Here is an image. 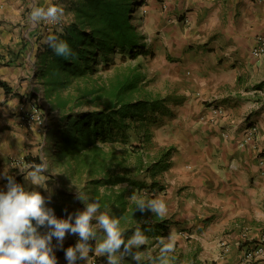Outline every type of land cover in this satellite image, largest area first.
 I'll return each mask as SVG.
<instances>
[{
	"label": "crops",
	"instance_id": "crops-1",
	"mask_svg": "<svg viewBox=\"0 0 264 264\" xmlns=\"http://www.w3.org/2000/svg\"><path fill=\"white\" fill-rule=\"evenodd\" d=\"M73 1L0 0V191L3 171L13 169L10 157L26 153L36 138L17 115L20 100L42 90L36 70L48 33L44 22L31 25V7L58 4L66 23L74 20L67 12ZM152 6L156 53L171 80L182 82L168 137L177 151L164 174L168 192L157 198L178 222L171 236L186 228L205 245L204 263L239 264L244 235L264 237V219H256L264 214V56L253 54L264 34V0H152ZM250 122L259 137L242 147Z\"/></svg>",
	"mask_w": 264,
	"mask_h": 264
},
{
	"label": "trees",
	"instance_id": "trees-1",
	"mask_svg": "<svg viewBox=\"0 0 264 264\" xmlns=\"http://www.w3.org/2000/svg\"><path fill=\"white\" fill-rule=\"evenodd\" d=\"M143 2H71L69 8L75 11V18L65 23L59 39L68 43L73 55L58 56L46 45L38 53L36 74L44 85V98L52 101L50 112L59 111L56 126L51 130L48 122L44 130L47 150L68 165L70 171L80 176L86 174L89 186L85 194L91 197L90 201H98L102 211L118 218L124 233L139 228L147 236L157 238L167 235L178 222L157 217L150 210L141 212L132 196L147 200L167 191L164 174L172 166L177 148L165 147L148 162L144 153L146 147L153 145L156 127L166 117L175 115L170 107L173 99L145 91L142 85L146 76L139 68L110 79L97 76L99 66L108 70L117 64V58L126 61L155 55L136 22L139 12L133 15ZM71 88L77 90L76 95H62ZM30 97L39 101L37 92ZM85 103L96 106L76 110ZM38 105L43 110V104ZM119 145L124 146L126 156L116 162ZM132 158L137 160L135 166L127 164ZM27 159L41 162L37 157Z\"/></svg>",
	"mask_w": 264,
	"mask_h": 264
},
{
	"label": "clouds",
	"instance_id": "clouds-1",
	"mask_svg": "<svg viewBox=\"0 0 264 264\" xmlns=\"http://www.w3.org/2000/svg\"><path fill=\"white\" fill-rule=\"evenodd\" d=\"M64 18V8L51 2L46 6L33 4L29 13V21L33 27L45 22L56 25L57 32H62ZM45 43L58 56L73 55L68 43L55 34H49ZM40 159L41 162L37 164L26 166L23 160H19L13 165L23 174L24 180L34 186L33 190H27L25 185L17 183L7 171L2 173V177L7 180V190L0 191V264H56L51 241L55 237L62 245L69 232L78 235L79 239L74 246L65 250L68 264H76L78 259L87 264L90 253L97 257L106 256L107 264H121L125 257H130L136 264H171L170 254L174 252L176 245L173 236L157 238L156 256L151 251H140L149 242L145 231L137 228L125 237L120 220L107 211H102L98 201L88 202L73 184L77 199L85 207L76 212L74 222L71 215L57 218L53 209L46 207L44 195L35 190L36 187H48L46 173L49 174V165L43 156ZM132 202L141 212L150 210L160 218L167 215V205L162 199L146 200L133 195ZM256 219H264V214L257 213ZM44 226L50 230L41 235L38 228ZM90 241L95 242L94 246Z\"/></svg>",
	"mask_w": 264,
	"mask_h": 264
},
{
	"label": "rangeland",
	"instance_id": "rangeland-1",
	"mask_svg": "<svg viewBox=\"0 0 264 264\" xmlns=\"http://www.w3.org/2000/svg\"><path fill=\"white\" fill-rule=\"evenodd\" d=\"M165 5L167 6L168 4ZM152 8V0H144L141 5L137 6V9L133 12V15H135L136 12H139L136 22L140 24V28L144 31L147 36L149 50L153 51L155 55H142L137 59H128L126 61L117 58V64H115L108 70H103L99 66L100 70L97 73V76H100L105 79H110L114 78L117 75L128 73L130 69L139 68L146 76V80L142 85L145 91L149 92L152 96L171 97L173 99V102L170 104V107L173 110V108L182 101V99L179 98L177 94L178 90L182 88V82H174L173 80H171L166 63H163V58H160L156 53L155 48L158 43L156 40L157 33L155 31V23L152 21V17L150 15ZM67 12L68 15L70 14L69 16H72L73 19L75 18V11L73 9H70L68 7ZM47 33L48 35L51 33L58 35V32L56 33V29H51ZM159 43V47H161L163 45L161 40H159ZM42 45L45 46L44 44ZM39 84H41V94L43 95V97H41L42 95L38 93L40 99H42V104L44 106V125L41 131L33 130L36 133V138L31 141L29 145L30 149L28 151L26 150V153L24 154L15 155L13 157H24L26 162L24 165L26 166L29 164H37L36 162L28 161L27 158L29 156L37 158H41V156H43L47 160L49 165V174L46 173V175H48V187L47 189L36 187L35 190L40 191L41 194L44 195L46 199V207L53 209L54 215L57 218H67L69 215H71L74 222L76 212L83 210L85 207L83 202L77 199L75 186L83 193V195L87 198L88 202H92L90 201L91 197L85 194V192H87L86 186H89V179L86 174L80 176V174H75L73 171H70L68 165H66L62 161H58L56 155L53 154L51 150H47L44 130H46L48 122H51V125L49 126L51 127V130L54 126H56V124L59 122V120L57 119L59 117V111L55 109L52 113L50 112L52 101L47 98H44V85L41 83V80ZM76 92L77 90L71 88L68 90H64L62 95L67 97L70 93L76 95ZM31 94L32 92L28 93V96L30 97ZM33 99L35 100L37 98ZM95 106L96 105L91 103H85L81 106L76 107V110H89L93 109ZM176 115L177 114L175 113V115L172 117H166L165 120L158 127H156L153 145L151 147H146L145 149V161L148 162V160L154 159L157 154L165 147L174 146L172 144H169L168 137L171 135L170 130H172V127H169L171 126L172 120L174 119V117H176ZM123 148L124 146L120 145L117 147L116 162L119 161L120 158L126 156ZM136 161L137 160H135V158H132L127 162V164L135 166ZM10 175L15 178L17 183L25 185L27 190H33L34 186L28 184L24 180L23 174H21L17 168L13 167V169L10 171ZM143 176L144 175H141L140 177L142 178ZM4 180L6 179L4 178ZM3 182L1 181V183ZM4 183L6 191L7 180ZM72 184L75 186H73ZM167 192L168 190L165 193L159 194L157 197H165ZM149 219L150 222H154L153 218ZM93 223H95V221H93ZM171 228L169 229L167 235L161 236L160 238L166 239L170 235ZM183 229L184 228L179 229V231H175L174 235H172L173 237L178 236V233L180 232L183 236L180 238L179 233V237H174L176 238V245L174 252L170 254L172 258L171 264H206L204 263V256L202 255V253L204 252L205 245L199 241H196L194 235L187 236L188 234L190 235L191 232L188 229ZM49 230L50 229L46 226L38 228V232L41 235L46 234ZM125 235L129 236L131 235V233H125ZM147 237L149 242L147 245L142 246L140 251H151L153 256L158 255V249L156 248L155 244L157 239L155 237ZM78 239V235L71 234L70 232L66 233L61 245L60 242H58L57 239L53 237L51 241V246L53 249V254L56 257V264H68V261L65 258V250L69 246H74ZM90 243H92L94 246L95 242L90 241ZM61 250H63L64 252H62ZM76 264H86V262L84 260L78 259L76 261ZM87 264H107V257H97L94 254L90 253ZM121 264H136V262L131 260L130 257H125L122 259Z\"/></svg>",
	"mask_w": 264,
	"mask_h": 264
},
{
	"label": "built area",
	"instance_id": "built-area-1",
	"mask_svg": "<svg viewBox=\"0 0 264 264\" xmlns=\"http://www.w3.org/2000/svg\"><path fill=\"white\" fill-rule=\"evenodd\" d=\"M56 2L58 3L60 2V0H56ZM44 26L46 32L50 31L51 29L54 30L57 28L56 25L47 24L45 22H44ZM64 26H65V21L63 22V30H64ZM60 33L61 32H58L57 34L60 35ZM253 54L258 58L264 56V34L258 35L257 44L253 49ZM41 97H43V95ZM38 103L42 104V99H40V96L38 101L36 99L34 100L28 95H25L24 98L20 100L17 106V112H18L17 115L18 118L20 119L21 124L35 131H41L44 125V112L39 107ZM213 112L215 115H217L220 118H223L225 115L224 110L221 107H217V106L213 107ZM223 135L228 138L230 137V133L228 131H224ZM258 137H259L258 125L255 122H250L239 144L243 147L249 143H255L257 142ZM261 152L262 155H264V148L261 150ZM19 160H23L24 164L26 163L24 157H11L10 160L11 165L13 166ZM191 235L192 234L190 235L188 234L187 236H191ZM220 245L224 250L229 249V244L226 240H221ZM239 264H264V237L256 240L255 238H252L247 234L244 235L243 253L239 261Z\"/></svg>",
	"mask_w": 264,
	"mask_h": 264
}]
</instances>
